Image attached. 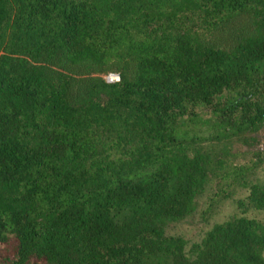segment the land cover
I'll list each match as a JSON object with an SVG mask.
<instances>
[{
  "label": "trees",
  "instance_id": "trees-1",
  "mask_svg": "<svg viewBox=\"0 0 264 264\" xmlns=\"http://www.w3.org/2000/svg\"><path fill=\"white\" fill-rule=\"evenodd\" d=\"M263 125L264 0H0V264H264L255 217L164 232Z\"/></svg>",
  "mask_w": 264,
  "mask_h": 264
},
{
  "label": "rangeland",
  "instance_id": "rangeland-1",
  "mask_svg": "<svg viewBox=\"0 0 264 264\" xmlns=\"http://www.w3.org/2000/svg\"><path fill=\"white\" fill-rule=\"evenodd\" d=\"M194 147L209 154L210 169L196 190L190 212L180 219H166L164 232L181 236L188 249L215 222L230 216L246 215L264 222V209L243 210L237 204L247 194L251 182L264 181V125L248 138L206 139Z\"/></svg>",
  "mask_w": 264,
  "mask_h": 264
},
{
  "label": "built area",
  "instance_id": "built-area-1",
  "mask_svg": "<svg viewBox=\"0 0 264 264\" xmlns=\"http://www.w3.org/2000/svg\"><path fill=\"white\" fill-rule=\"evenodd\" d=\"M107 81H116L119 79V74L117 72H108L103 75Z\"/></svg>",
  "mask_w": 264,
  "mask_h": 264
}]
</instances>
